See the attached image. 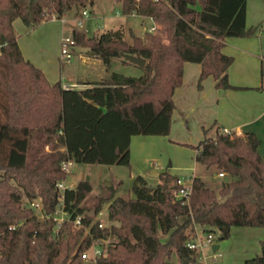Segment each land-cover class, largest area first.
<instances>
[{"label": "trees", "instance_id": "trees-1", "mask_svg": "<svg viewBox=\"0 0 264 264\" xmlns=\"http://www.w3.org/2000/svg\"><path fill=\"white\" fill-rule=\"evenodd\" d=\"M94 1L0 0V264H85L81 255L107 239L94 264H196L186 246L194 225L217 229L218 240L234 226L264 228V160L253 133H218L191 146L196 163L229 177L217 191L194 176L182 204L172 194L178 176L167 170L155 184L136 176L130 197L117 195L118 183L91 196V183L81 180L62 191L68 219L56 227V184L67 176L62 164L129 166L132 136L169 135L185 62L200 65L198 88L207 76L215 88H239L228 81L233 58L222 48L226 38L249 34L246 0H114L122 15L149 19L154 30L131 34L130 43L118 29L89 37L74 28L70 36L107 70L115 58L129 64L125 56L141 57L143 74L112 71L82 89L50 84L23 58L13 21L32 28ZM31 201L40 202L42 218ZM105 206L111 225L99 227ZM244 264H264V240Z\"/></svg>", "mask_w": 264, "mask_h": 264}, {"label": "rangeland", "instance_id": "rangeland-1", "mask_svg": "<svg viewBox=\"0 0 264 264\" xmlns=\"http://www.w3.org/2000/svg\"><path fill=\"white\" fill-rule=\"evenodd\" d=\"M247 1L249 12H251L253 17L251 22L253 26H247V29L249 30L247 36H250L252 27L257 30L261 28V32L264 33V27H261L264 26L262 25L264 23V0ZM82 10L89 13V18L83 20L78 28L80 30H85L86 36L89 37L98 36L102 32L108 30L118 29L122 32L123 39L130 43L132 41L131 34L142 37L146 30H154V26L151 25V22H148L146 18L142 19L135 16H123L120 12L118 2L114 0L108 2L97 0L93 7L87 3L84 7L77 6L74 9L76 13H80ZM71 17L72 12L66 16V18L70 19ZM16 20L17 22L14 25V29L18 34L27 29L29 31L40 30V23L29 28L26 27L20 19ZM60 26L61 23L59 21L54 23L48 22L45 25V27L50 28L49 33L54 34V36L57 35V31H60ZM63 36H70V33L65 31ZM257 45H259L258 41ZM67 50L68 53L66 55L61 54L60 42L59 44L52 42L46 48V51L51 55L52 64L56 71L61 74L62 78L65 79L68 75H79L80 71L86 67H90L91 78H95V74H99L101 69L106 73L107 69L100 59H97L98 63L95 65H81L78 52L83 50H87L88 52V48H83L77 45H68ZM257 62L258 63H255L254 65L251 63V65L254 66L255 74L254 78L251 80L255 83L264 80V55L257 59ZM109 69L128 76H140L143 74L142 67L133 62L124 65L119 58L112 60ZM246 89L249 88L246 87ZM205 108L209 110V106ZM222 126L223 124L218 121L215 126H212L205 131V135H203L202 138H215L218 133H223ZM189 127H191V125ZM231 136L237 135L232 133ZM262 136L260 142L262 143V146H264V134H262ZM182 137L183 136L173 137L169 135H136L133 138L131 146L133 161L129 162V166L74 164L63 183L66 187H74L79 181L88 180L92 187L91 196L104 194L106 187L109 184L118 183L117 195L130 197L132 196L130 189L134 176L133 173H135V177L138 175L142 176L150 184H155L158 180V176H154L152 172L157 171L158 173H161L163 169L167 168L166 170L174 175V173H184V171L193 167L197 177L202 179L206 186L217 191L221 186V183L227 181L229 177L225 174L220 176V172L214 166L206 168L204 165L196 163L194 160L195 150L194 147L191 146H196L198 141H196L195 136L193 135V140H191L190 143H184V141L182 142L178 140ZM145 157H147V159H144ZM168 165H170V167H168ZM22 205L27 207V201L23 199ZM36 215L41 218L38 214ZM106 215L107 212L105 206L96 218L103 227H109L111 225V223L107 221ZM202 234H205V231H203ZM212 234L215 243L218 244L219 247L216 251L210 250L209 248L205 250L206 264H244L246 259L260 253V242L264 240V228L256 227H231L229 236L223 240H218L220 232L217 229H214ZM190 235H192V233H190L189 236ZM107 243L108 239L104 242H100V247L104 250V254H106ZM92 251V249L89 250V260H87L85 264H94V259L91 257ZM214 254L217 255L215 260L213 259ZM173 259L175 260V257H173ZM199 262H201V260Z\"/></svg>", "mask_w": 264, "mask_h": 264}, {"label": "crops", "instance_id": "crops-1", "mask_svg": "<svg viewBox=\"0 0 264 264\" xmlns=\"http://www.w3.org/2000/svg\"><path fill=\"white\" fill-rule=\"evenodd\" d=\"M104 1L108 2L110 0ZM95 2L91 5L92 7ZM118 6L120 9L119 3ZM74 9L75 7L73 6L61 18L41 21L39 24V26L41 25L39 31H29L27 29L18 34L14 29L17 37V44L23 58L40 69L50 84L60 82L63 89L85 88L88 86L86 83L100 81L112 72L108 69L105 73L103 69H101L99 74H95V78H91L90 67H86L80 71L79 75H68L64 79L61 74L56 71L52 64L51 55L46 51V48L52 42L58 44L60 42L61 44L65 31L70 33L74 28L79 27L76 23L78 20L82 23L83 20L89 18V13L87 11V16L82 17V11L84 10L80 13H76ZM70 12H72L71 19L66 18ZM252 18V14L248 9V1L246 0V27L252 25ZM57 21L61 23V29L57 31V35L54 36V34L49 33L50 28L45 27V25L48 22L54 23ZM147 21L151 22V25H153L151 20L147 19ZM16 22L17 20L15 19L13 21V28ZM262 25H264V23ZM83 31L86 32L85 30ZM250 32L249 37L226 38L222 48V52L225 55L233 58V62L228 68L227 76L230 85L239 87L238 89L224 90L215 88L212 76L204 78L201 82V87L198 88L197 81L201 70L200 65L190 62H185L183 64L182 84L177 87L173 93L175 108L171 116L169 136H183L178 140L184 141V143H190L194 135L196 141L199 142L203 139L202 137L205 135V131L215 126L216 123L220 121L223 124L222 130L226 129L237 136L242 137L246 133L255 134L259 139L258 153L264 160V148H262L264 146H262L260 142V138L262 134H264V80L258 83L251 80L255 76L253 65L258 63L257 59L264 55V33L261 32V28L257 30L253 27ZM257 41L259 45H257ZM78 56L81 65H95L98 63V58L93 57L87 50L79 51ZM251 63H253V65H251ZM246 87L249 89H246ZM208 106L209 110L205 108ZM190 125L191 127H189ZM133 138L134 136L131 137L129 146L130 162L133 161L131 152ZM144 159H147V157ZM168 167H170V165H168ZM152 174L156 177L159 175L157 171L152 172ZM133 175L134 179L135 173H133ZM174 175L197 176L193 167L184 171V173H174ZM216 245L218 249L219 245Z\"/></svg>", "mask_w": 264, "mask_h": 264}, {"label": "built area", "instance_id": "built-area-1", "mask_svg": "<svg viewBox=\"0 0 264 264\" xmlns=\"http://www.w3.org/2000/svg\"><path fill=\"white\" fill-rule=\"evenodd\" d=\"M87 12L82 11V17H86ZM55 17H52L51 19H54ZM78 25L81 24V21L78 20L76 22ZM68 45H74L73 40L71 36H64L61 42V54L66 55L68 53L67 46ZM224 134L231 135L228 130L223 129ZM74 164L70 161L65 162L62 164V169L65 171L66 174L70 173L72 167ZM220 176L223 175V173H219ZM193 175H181L176 178L175 184L176 188L172 191V194L175 199L181 200L182 204L188 203L189 194L191 192V186H192V179ZM56 187L60 191V194L58 196V205L55 208L52 218L56 224V227L60 226L62 222H64L66 219H68V214L66 211L63 210V202H62V191H64L65 188H67L63 182H58L56 184ZM29 207H32L37 214L42 218V206L39 201H31L29 202ZM100 214V213H99ZM75 225L80 224V219L77 217L74 221ZM99 227H102V225L99 223ZM203 229L199 226L194 225L193 227V234L194 236L192 239H189L186 243V246L188 249L193 250L197 254V261L196 264H206L205 262V250L209 248L210 250L216 251V249H213V246L215 245L213 234L210 232L205 231V234H202ZM92 249V259H95L99 256L105 255L104 250L101 249L100 244L95 241L92 246L88 249V251L84 252L81 257L84 260H89V250ZM217 255H213V259L215 260ZM201 260V262H199Z\"/></svg>", "mask_w": 264, "mask_h": 264}, {"label": "water", "instance_id": "water-1", "mask_svg": "<svg viewBox=\"0 0 264 264\" xmlns=\"http://www.w3.org/2000/svg\"><path fill=\"white\" fill-rule=\"evenodd\" d=\"M125 58L128 61L133 62V63L137 64L140 67H142L144 65V63H145L144 59H142L139 56H125ZM213 249H217V245L216 244L213 246Z\"/></svg>", "mask_w": 264, "mask_h": 264}]
</instances>
